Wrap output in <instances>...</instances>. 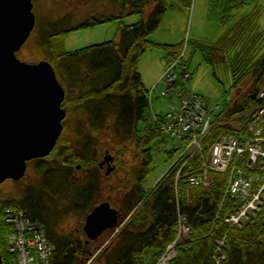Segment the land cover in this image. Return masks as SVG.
Listing matches in <instances>:
<instances>
[{"label": "trees", "instance_id": "16d2710c", "mask_svg": "<svg viewBox=\"0 0 264 264\" xmlns=\"http://www.w3.org/2000/svg\"><path fill=\"white\" fill-rule=\"evenodd\" d=\"M94 1L99 4L103 0ZM178 1L182 5L190 4V0ZM223 1L228 2L231 9L241 3L239 0ZM105 2L110 9L106 8L103 13H92L102 15L100 20L127 15H137L139 18L129 24L119 25L115 31L116 39L52 55L54 61H57L58 74L66 84L65 87L62 86L63 102L69 101L72 103L71 108L76 107L74 113L78 119L86 113L87 128L83 134H74L76 142L88 147L102 135L106 136L111 144L108 149L112 151L113 160L116 162L118 157L132 152L131 163L124 167V177L119 179L117 185L120 191L115 200L118 211L117 230L99 254L101 262L153 264L166 246L174 242L175 254L167 264H215L211 256L214 254L216 239L223 237L224 246L220 249L223 259L218 264H264V190L259 195L260 209L249 215L241 226L229 227L223 218L233 210L235 203L233 198L227 195L222 197L225 180L211 173L210 182L206 187L190 186L187 182L188 175L198 171L200 160L197 155L186 159L179 168L175 181L178 160L166 169L150 190L142 188L151 163L150 144L152 141H164V137L158 127L150 121L147 91L140 82L137 62L147 48H160L164 55H174L180 50L181 43H161L147 38L158 27L168 6V0ZM147 5L150 8L144 14ZM224 9L223 6L219 11ZM107 10L113 14H107ZM89 16L92 17L91 20L79 22L76 27L99 21L93 19V15ZM57 32L53 30L50 35ZM227 34L228 32L214 44L207 46L210 59L224 60L223 53L229 42ZM244 51L245 53L241 51L238 53L240 56L230 60V70L232 74L241 73L242 77L250 72L254 73L251 86L242 90L240 95L235 94L234 98L224 105L218 113L220 120H228L258 101L256 91L264 78V52L254 58L250 50L245 48ZM70 59H81L85 64L88 77L82 83L75 80L76 69H71L65 64L64 68L62 67V60ZM237 84L236 80L232 83V88ZM66 86L73 87L77 92L67 95ZM107 113L113 117L109 124L105 123ZM72 114L68 107L65 116L71 117ZM216 127L215 124L203 139L205 144L211 141L219 130V127ZM62 137H58L46 156L31 159L27 163L35 162L34 169L41 176L40 184L47 193L51 191L61 194L56 188L64 190L61 195L66 196L68 203L71 201L66 207L83 220L87 211L100 201L95 200L99 192L100 182L96 170L100 160L96 161L94 154L84 155L75 148L65 146L66 140ZM62 149L65 150L63 155L60 154ZM174 150L167 148L163 152L166 157H170ZM47 158H52V163H47ZM77 165L86 174L81 183L74 182L72 178L71 171L75 170ZM27 185L21 187L17 195L0 199L2 264H11L13 258L12 253L5 248L6 235L12 231L11 224L4 221L3 213L6 208L18 209L24 217L40 225L51 247L48 264H83L100 247L104 238H108L103 235L113 233L115 227L104 230L93 240L86 241L85 236L80 238L77 235L58 232L52 221L55 209H42L40 204L30 203L29 197L23 195ZM178 217L183 218L189 229L187 239L174 240Z\"/></svg>", "mask_w": 264, "mask_h": 264}, {"label": "rangeland", "instance_id": "374dc122", "mask_svg": "<svg viewBox=\"0 0 264 264\" xmlns=\"http://www.w3.org/2000/svg\"><path fill=\"white\" fill-rule=\"evenodd\" d=\"M103 1L98 4L94 0H31L33 26L25 41L15 51V56L29 63L41 59L48 61L54 70L56 80L61 87H65V82L62 81V77L58 74L57 61H54L52 57L54 53L72 51L89 44L116 39L115 31L119 25L129 24L139 18L137 15H127L119 18L100 20L103 18L102 15L98 16L94 14L81 17L80 14L82 11L86 12L90 10L94 13L97 11H102V13L104 11L106 12V8H109V6L105 2L106 0ZM239 1H241L239 6L231 9L228 2H224L223 0H190L189 5H182L178 0H168V6L160 19L158 27L147 36L149 40L161 43H181L182 45L185 40L179 68L189 73V78L185 80L186 87L188 90L201 95L208 106L217 104L218 111L222 109L225 104L230 102L235 94L240 95L242 90L251 86L254 74L250 72L243 77L241 73L232 74L230 70V60L233 57L235 58V56H240L238 53L241 51L245 53V48L253 53L254 58L264 52V0ZM177 3L179 4L178 6ZM223 6L225 9L220 12L219 10H221ZM149 8V5L145 6L144 14ZM67 14H69L68 17ZM78 14L80 16H78ZM107 14L110 15L113 13L112 11H108ZM89 15H93V19L99 21H95L88 26L80 25V27H76L79 22L82 23L84 20H91L92 17ZM53 30L58 32L50 35V32ZM227 32L229 42L223 53L224 60L219 61L210 59L207 46L214 44ZM260 33L263 35L261 36ZM155 53H158L157 55L159 58L160 55L164 54V51L155 47L147 48L137 62V72L141 75L142 81L145 79L143 72L148 64L150 56ZM62 61L63 68L65 64L71 67V69H76L74 75L76 77V82L79 81L82 83L83 80L88 77V73L85 70L86 66L81 59ZM78 78L82 79L79 80ZM236 80L238 84L236 87L232 88V83ZM161 86L162 84L159 82L157 88L159 89ZM260 86L261 85L258 86V89ZM150 87H143L147 91L146 94ZM66 91L67 95H73L77 92L73 87L70 88L68 86H66ZM149 103L150 110L154 114L160 115L163 114L168 105V101L158 96L156 90L150 93ZM260 104L261 100L257 101L256 104L249 109ZM69 108L70 112L73 114L71 117H68V115L64 117V126L62 127L59 137L63 136L62 139L66 140L65 146L75 148L79 152L84 153V155L94 154V156L97 157L96 161L101 160L104 154L111 155L112 161L110 164L113 165V169L107 174L104 173V166L98 167L96 170L98 174L97 179L100 184L99 192L95 200H107L112 207L117 208L115 200L120 192L117 189V185L119 179H123L124 177V167H127L131 163L132 152L118 157V162H116L113 160L112 151L108 149L111 144L106 136L102 135V137L95 140L88 147H84L81 142H76L74 134H76V132L83 134L82 132L87 128L86 113L78 119L74 113L76 107L74 106L71 108L70 106ZM218 115L215 116L216 119L213 126L216 124L217 127H220L219 123L224 120H220ZM112 118L111 114L107 113L105 123L109 124ZM209 132L206 133L205 137ZM209 143L210 141L206 144L204 143L205 149L208 147ZM150 146L151 163L149 171L142 182V188L144 190H150L166 169L171 167V160L182 148V144L176 140L152 141ZM167 148L175 149L170 157H166L163 152V150ZM64 153V149L60 150V154L63 155ZM52 161V158L46 159L47 163H52ZM27 164L24 175L21 178L17 180L6 179L0 183V199L17 195L20 192L19 189L28 184L23 191V195L26 198L29 197L28 201L30 203L40 204L42 209H55L53 212L55 217L52 218V221L57 231L71 236L77 235L82 238L84 236L81 231L82 217L76 215L73 211L69 210L70 208L66 207L71 204V201L68 203L66 196L61 195L64 193V190L56 188L61 194L51 191L47 193L40 184L41 176H39L38 172L34 169L35 162ZM197 166H199V164ZM80 168L81 167L77 165L76 169L71 171L72 178L76 183L83 182L86 177L85 172ZM173 193L175 194V189ZM259 201L261 204V200ZM260 204L256 211L260 209ZM116 230L117 228L115 231ZM111 235L112 234L108 235V233L103 235L108 238H104L100 247H103L104 244H108L113 236ZM181 240H183V238H181ZM100 247L98 249H100ZM174 254L175 252L172 251V253L166 257L164 263L167 264ZM100 257V255L95 258L90 256L83 264H103ZM157 261L156 259L153 264H158Z\"/></svg>", "mask_w": 264, "mask_h": 264}, {"label": "built area", "instance_id": "2783aa9c", "mask_svg": "<svg viewBox=\"0 0 264 264\" xmlns=\"http://www.w3.org/2000/svg\"><path fill=\"white\" fill-rule=\"evenodd\" d=\"M184 43L185 40L174 55L160 58L162 72L146 94L149 118L161 131L164 140H176L182 144L170 162L172 166L178 160L174 181L186 159L197 155L200 159L198 171L188 175V184L206 187L211 173L223 178L222 197L227 195L235 203L223 220L229 227L240 226L259 208V195L264 190V78L256 91V99L261 100V104L234 115L230 120L221 121L219 130L205 149L203 139L213 127L218 106H208L201 95L187 89L185 80L189 73L179 68ZM159 82L162 86L158 89ZM154 90L168 101L161 115L150 110V93ZM4 221L11 224L12 229L5 245L6 250L13 254L11 264H48L51 247L37 222L24 217L13 207L4 210ZM188 236V227L183 218L178 217L174 240L187 239ZM173 243L166 246L165 255H159L158 264H165L166 257L174 252ZM223 246V237L216 239L211 256L215 264L223 259L220 250ZM168 249H171L170 254Z\"/></svg>", "mask_w": 264, "mask_h": 264}, {"label": "water", "instance_id": "95a60500", "mask_svg": "<svg viewBox=\"0 0 264 264\" xmlns=\"http://www.w3.org/2000/svg\"><path fill=\"white\" fill-rule=\"evenodd\" d=\"M31 6V0H0V183L21 178L27 161L51 151L65 116L60 106L64 90L50 63L43 59L29 63L14 54L33 26ZM111 160V155L104 154L98 162V166L107 163L105 174L113 169L108 164ZM117 220V209L100 200L83 217L85 240L116 227ZM106 246L91 257L98 256Z\"/></svg>", "mask_w": 264, "mask_h": 264}, {"label": "crops", "instance_id": "0c3cea01", "mask_svg": "<svg viewBox=\"0 0 264 264\" xmlns=\"http://www.w3.org/2000/svg\"><path fill=\"white\" fill-rule=\"evenodd\" d=\"M98 12V11H97ZM93 12H91L90 10L88 11H82L81 12V17H84L88 14H92ZM78 14V16H80ZM158 41V40H156ZM158 53H155L154 55L150 56V59L148 61V64L146 65L145 67V70H144V77L145 79L142 81V77L141 75L139 74V77H140V80H141V83L143 85V87H150V85L153 83V81H155L156 79H158V77L160 76L161 72H162V67L160 65V58L164 55H160L159 58H158Z\"/></svg>", "mask_w": 264, "mask_h": 264}, {"label": "flooded vegetation", "instance_id": "af4514ba", "mask_svg": "<svg viewBox=\"0 0 264 264\" xmlns=\"http://www.w3.org/2000/svg\"><path fill=\"white\" fill-rule=\"evenodd\" d=\"M71 104H72V103H70L69 101H67V102H63V100H62L60 106L63 107V108L65 109V113H66L67 108L70 107ZM111 161H112V160H111ZM111 161H110V162H111ZM110 162H108L109 165H111ZM106 165H107V163H102L101 165H99V167H103V166H104V167L106 168Z\"/></svg>", "mask_w": 264, "mask_h": 264}, {"label": "bare ground", "instance_id": "6f19581e", "mask_svg": "<svg viewBox=\"0 0 264 264\" xmlns=\"http://www.w3.org/2000/svg\"><path fill=\"white\" fill-rule=\"evenodd\" d=\"M167 252H168V254H170L171 253V249H168Z\"/></svg>", "mask_w": 264, "mask_h": 264}]
</instances>
